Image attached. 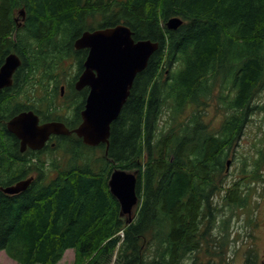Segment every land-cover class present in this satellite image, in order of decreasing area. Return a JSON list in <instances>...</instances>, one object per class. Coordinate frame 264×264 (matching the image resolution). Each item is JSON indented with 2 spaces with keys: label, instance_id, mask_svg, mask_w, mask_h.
<instances>
[{
  "label": "trees",
  "instance_id": "obj_1",
  "mask_svg": "<svg viewBox=\"0 0 264 264\" xmlns=\"http://www.w3.org/2000/svg\"><path fill=\"white\" fill-rule=\"evenodd\" d=\"M21 7L37 28L33 36L43 40L48 73L92 18L104 28L123 23L136 40L160 46L112 123L109 145L64 137L62 165L24 159L6 129L12 107L4 103L0 253L18 264H59L69 249L74 264H227L234 251L243 264H264L252 208L262 196L264 147L241 160L232 183L227 177L251 114L264 110L256 103L264 89V0H0V63L14 45L28 62L20 35L26 29L12 19ZM175 16L184 23L169 29ZM212 102L224 115L219 129L205 121ZM116 168L138 173L131 224L109 189ZM30 175L35 179L24 191H2ZM226 211L239 217L245 234L235 226L233 232ZM244 237L253 243L245 245ZM234 241L242 243L234 249Z\"/></svg>",
  "mask_w": 264,
  "mask_h": 264
},
{
  "label": "water",
  "instance_id": "obj_2",
  "mask_svg": "<svg viewBox=\"0 0 264 264\" xmlns=\"http://www.w3.org/2000/svg\"><path fill=\"white\" fill-rule=\"evenodd\" d=\"M24 14V11L21 12ZM183 21L171 18L167 26L177 29ZM75 46L88 48L85 71L80 77L79 88L91 86L92 92L82 112V123L74 130H69L60 122L39 124V118L32 112H24L8 122V130L22 141V149L30 143L41 147L51 134L70 135L76 133L88 146L109 145L111 125L119 117L126 103L135 77L149 63L159 44L150 39L135 40L131 28L125 24L107 27L93 32L86 31L79 37ZM20 59L17 55L8 56L0 70V89L11 83L12 75ZM230 161L228 162V168ZM33 177L18 183L2 187L6 194L14 195L27 189ZM137 172H128L116 168L109 179V189L118 200L121 216H127L128 224L133 221L134 208L138 204Z\"/></svg>",
  "mask_w": 264,
  "mask_h": 264
},
{
  "label": "flooded vegetation",
  "instance_id": "obj_3",
  "mask_svg": "<svg viewBox=\"0 0 264 264\" xmlns=\"http://www.w3.org/2000/svg\"><path fill=\"white\" fill-rule=\"evenodd\" d=\"M25 12L24 15L17 12L12 19L17 27H25L26 29V32L20 35L25 44V51L27 52L25 59L28 62L25 61L24 65V59L19 55L18 49L13 44L14 46L5 55L3 62L0 63L1 70L8 56L12 53L17 54L20 60L23 59L22 64H19L13 73L11 83L0 89V111L7 109L6 106L10 105L12 107L10 120L21 113L32 112L38 116L40 125L60 122L64 123L70 130H74L82 123V112L85 109L87 98L92 92V87L89 85L82 88L78 86L80 77L85 71V61L89 49H78L75 46V39L72 47L65 51L67 53L65 60L61 64H56L57 68L48 73L46 64L40 56V50L44 47L43 40H36V37L33 36L32 33H35L37 28L30 19L27 10ZM90 24L92 25L90 31L104 28L97 25V23L95 25L93 18L90 20ZM10 25L12 26V24ZM11 37L18 44L17 32H14ZM4 103H7V105ZM10 134L17 139L16 147L25 156L24 159L30 160L33 164H40L39 161L46 160L48 163L59 164L61 162L63 138L69 136L79 138L75 133L69 136L54 133L49 136L41 147H38V143H30L23 150L21 139L12 132ZM236 152L237 146L235 149L233 148L230 154L233 159L236 157ZM235 163L237 162L235 161ZM262 176L264 178V175ZM257 186L263 191L264 181L257 183ZM256 199H259L258 202H256ZM256 199H254L252 208L259 212L262 201H264V194ZM262 221L264 219H259V227Z\"/></svg>",
  "mask_w": 264,
  "mask_h": 264
},
{
  "label": "rangeland",
  "instance_id": "obj_4",
  "mask_svg": "<svg viewBox=\"0 0 264 264\" xmlns=\"http://www.w3.org/2000/svg\"><path fill=\"white\" fill-rule=\"evenodd\" d=\"M21 8L17 9V11H15V14L17 12L20 13ZM22 29L23 27H20L19 31H21ZM256 103L258 105H264V89L260 92L258 98L256 99ZM210 112H213V109ZM206 121L210 122L212 127L219 128L221 125V121L219 118H217L216 114L214 115L208 114V117H206ZM243 133L244 134L242 135L237 145V152L235 154L236 157L234 159L232 155L229 157V159L232 160L231 166L229 170L227 171V177L230 183H232L234 179L239 176L238 170L242 166L241 160L244 158H249L250 156L256 154V149L264 146V110L258 109L257 111L251 114L249 118V123L245 127ZM63 157H64V153L61 152V164H63L62 163ZM65 161L66 160L64 159V162ZM235 161H237V163H235ZM260 193L263 195L264 190L263 191L260 190L259 194ZM256 196L259 197L258 194H256ZM218 201H219V204H221L220 199H218ZM262 202H261L262 205H261L259 212L256 213L258 215L257 217L261 220L264 219V201ZM226 213L228 214L229 217L232 216L231 226H232L233 232H234V226H235L236 228H238L239 231L242 230V234H245V229H242L243 223H241V221L239 220V217L231 211L229 212L226 211ZM256 235L258 238L257 240L254 241V243L256 244V249L258 251L260 261L261 260L264 261V221H262L261 226L256 232ZM242 236H246V235H242ZM245 240L246 238L244 237V241ZM240 243H242V241H237V242L234 241V242H231V245L235 249L236 246L241 245ZM244 243L245 245H247V243L250 244L253 242L250 239H248ZM227 259L229 260L227 264H243L244 257L241 252L234 254V251H232L230 254L227 255ZM74 260H75V252L74 250L70 249L65 253L64 258L60 261L59 264H73ZM0 264H18V263L12 260L5 252H1L0 253ZM184 264H187V262L184 261Z\"/></svg>",
  "mask_w": 264,
  "mask_h": 264
},
{
  "label": "bare ground",
  "instance_id": "obj_5",
  "mask_svg": "<svg viewBox=\"0 0 264 264\" xmlns=\"http://www.w3.org/2000/svg\"><path fill=\"white\" fill-rule=\"evenodd\" d=\"M22 11H24V14H26L24 8L20 10V13H21ZM21 14H22V13H21ZM24 14H23V15H24ZM175 17L180 18V19L183 21V23H184V19H183L182 17H180V16H175ZM6 20H8V18H7ZM7 22H9V21H7ZM167 23H168V22H167ZM183 23H182V24H183ZM182 24H181V25H182ZM166 25H167V24H166ZM181 25H180V26H181ZM180 26H179V27H180ZM111 27H114V26H111ZM167 27H168V26H167ZM179 27H178V28H179ZM18 28H20V27H18ZM168 28H169V27H168ZM178 28H177V29H178ZM169 29H170V28H169ZM86 31H90V30H86ZM94 31H95V30H94ZM84 32H85V31H84ZM82 34H83V33H82ZM82 34H81V35H82ZM81 35H80V36H81ZM154 42H157V41H154ZM157 43H158L159 46H160V43H159V42H157ZM5 47H6V46H5ZM9 47L12 48L11 46H9ZM158 49H159V48H158ZM158 49H157V50H158ZM157 50H156V51H157ZM5 51H6V49H4L3 52H5ZM156 51H155V52H156ZM155 52H154V53H155ZM19 59H20V58H19ZM20 64H22V59L20 60Z\"/></svg>",
  "mask_w": 264,
  "mask_h": 264
}]
</instances>
